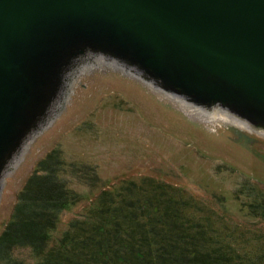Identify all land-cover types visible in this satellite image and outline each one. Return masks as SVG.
I'll return each instance as SVG.
<instances>
[{
    "label": "water",
    "instance_id": "water-1",
    "mask_svg": "<svg viewBox=\"0 0 264 264\" xmlns=\"http://www.w3.org/2000/svg\"><path fill=\"white\" fill-rule=\"evenodd\" d=\"M94 60L264 134V0H0V195Z\"/></svg>",
    "mask_w": 264,
    "mask_h": 264
},
{
    "label": "rangeland",
    "instance_id": "rangeland-1",
    "mask_svg": "<svg viewBox=\"0 0 264 264\" xmlns=\"http://www.w3.org/2000/svg\"><path fill=\"white\" fill-rule=\"evenodd\" d=\"M184 107L110 63L86 68L63 110L5 178L0 233L38 161L59 149L68 162L94 165L102 179L92 189L74 183L76 190L97 195L124 179L155 177L206 205L220 218L216 226L237 236L244 252L254 255L261 245L256 236L264 234L263 210L255 208L264 200V134L230 119L191 115ZM89 203L65 211L54 235L60 236Z\"/></svg>",
    "mask_w": 264,
    "mask_h": 264
},
{
    "label": "trees",
    "instance_id": "trees-1",
    "mask_svg": "<svg viewBox=\"0 0 264 264\" xmlns=\"http://www.w3.org/2000/svg\"><path fill=\"white\" fill-rule=\"evenodd\" d=\"M74 183L92 189L102 179L94 165L68 162L59 149L38 161L3 224L0 264H264V234L251 256L216 226L213 211L171 183L142 176L97 195ZM83 200L89 207L55 236L64 212ZM255 208L264 211V200Z\"/></svg>",
    "mask_w": 264,
    "mask_h": 264
},
{
    "label": "bare ground",
    "instance_id": "bare-ground-1",
    "mask_svg": "<svg viewBox=\"0 0 264 264\" xmlns=\"http://www.w3.org/2000/svg\"><path fill=\"white\" fill-rule=\"evenodd\" d=\"M99 61L100 60H98V61L97 60H94L93 62H91V65L93 66V65H96L97 63L99 64L100 63ZM182 104L186 107V108L184 107L185 108L184 110H186L191 115L199 116V117H202V118L205 117V116L211 117L210 114H205L204 111H202L201 109L199 110V109L194 108V107H192L191 105H188V104H184V103H182ZM226 119H232V118H230L228 116V117H226ZM232 122L233 123H236L237 125H240V126H245L246 125V124L241 123V122L233 121V119H232Z\"/></svg>",
    "mask_w": 264,
    "mask_h": 264
}]
</instances>
